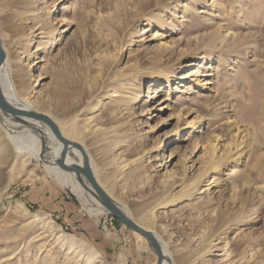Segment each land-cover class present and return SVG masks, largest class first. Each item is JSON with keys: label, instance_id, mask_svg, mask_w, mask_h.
Listing matches in <instances>:
<instances>
[{"label": "rangeland", "instance_id": "rangeland-1", "mask_svg": "<svg viewBox=\"0 0 264 264\" xmlns=\"http://www.w3.org/2000/svg\"><path fill=\"white\" fill-rule=\"evenodd\" d=\"M0 42L30 110L172 264H264V0H0ZM28 133L0 112V264H156L51 150L17 151Z\"/></svg>", "mask_w": 264, "mask_h": 264}, {"label": "bare ground", "instance_id": "bare-ground-1", "mask_svg": "<svg viewBox=\"0 0 264 264\" xmlns=\"http://www.w3.org/2000/svg\"><path fill=\"white\" fill-rule=\"evenodd\" d=\"M207 24L209 25L210 21ZM0 45H1V42H0ZM1 48H2V45H1ZM50 51H51V48L48 49L47 54ZM3 53H4V56H5V60H4L3 65L0 68V95L2 96L4 101L8 105L13 107V108H15L17 110H20V111H22L24 113H36V112H33V111L30 110L28 104L25 102L26 100L21 98L20 95L18 94L17 90H15L13 79L11 77V72H12V70H11V60L9 59V57L7 56V54L5 53L4 50H3ZM38 61H40V57H38L37 54H34L33 55V59H32V68L37 66V64H38L37 62ZM19 105H21L22 107H19ZM4 117H5L6 121H8V122L14 121L15 125H20L19 123H17L14 120V117L12 115H4ZM22 120H24V122H26V124H27L26 126L27 127L35 130L36 133L39 134V136L41 138V141L39 143L38 139L32 133L23 134V135H17V136H12V137L10 136V140L16 146L17 151L21 155H23V154L27 155L28 158L37 157L38 156V149H39L40 144H41L42 152L46 151V150H48V151L51 150L52 151V153L55 155V159H56V160L54 159V163L57 165V162L61 158L62 145L57 142V140L55 139L54 135L50 132L48 127L43 122H40L38 120H32V119H29L27 117L22 118ZM40 123L44 124L47 128H45L43 130H40V127H41ZM58 131L62 135V133H61L59 128H58ZM44 136H47L50 140L54 141L56 143V146L54 148H51V147H48V146L45 145V147H44L42 145V142H44V144H45V137ZM62 136L66 140H68L70 142H74L71 139L69 140L68 138H66L64 135H62ZM38 145H39V147H38ZM215 150H216V146H214V149L212 151L215 152ZM83 151H84V149H83ZM70 153H72L74 156H76L78 158V161L76 162V161L72 160V158L68 155L66 160H65L66 165L68 167L82 166V155L80 154V152L78 150H76V149H72L69 152V154ZM87 157H88V160H89L90 168L92 170V160L90 159V157L88 155H87ZM204 157H205V154H203L201 156V158H204ZM173 158H174V153L171 152L170 155H169V159L172 160ZM211 160H212V157L210 155L208 160H207V163H209ZM193 168H194L193 164H191L188 167V172H191L193 170ZM54 169L57 170V169H60V168L57 165V167H54ZM210 170L211 169H209L208 171L212 172ZM61 171H63V170H61ZM63 172H65V171H63ZM65 173H67V172H65ZM92 173H93V170H92ZM68 174H71V173H68ZM72 175L75 177V179L77 181L78 189L79 190H81V189L86 190L90 195H92L94 197V199L96 201H98L99 206L104 208L103 205H102V202L100 201V199L98 198L96 193L92 190V188L89 186L88 182L82 176H77L75 174H72ZM93 175H94V173H93ZM94 178H95V176H94ZM60 179L64 180L62 177H60ZM95 180H96V178H95ZM96 182H97V180H96ZM70 185H71V187L73 189V184H70ZM98 185L102 188V190L106 193V195L110 198V200H112L120 208V210L122 212H124V214H126L127 217L132 218L130 216V214L125 210V208L121 204H119L117 201H115V199H113L111 197V194L107 190H105L104 187L101 184L98 183ZM108 218H112L113 219L114 217L111 216V217H108ZM136 224L139 225L138 223H136ZM139 226L142 229L149 231V229H147L146 227H142L141 225H139ZM155 236L158 239V241L160 243V246L162 247V250H163V253H164V264H172L170 253L167 251L164 242L161 240V238L158 235L155 234Z\"/></svg>", "mask_w": 264, "mask_h": 264}, {"label": "water", "instance_id": "water-1", "mask_svg": "<svg viewBox=\"0 0 264 264\" xmlns=\"http://www.w3.org/2000/svg\"><path fill=\"white\" fill-rule=\"evenodd\" d=\"M4 60H5V56L0 45V68L4 63ZM0 112L4 115H12L14 117V120L20 125H27L26 122L22 120V118L25 117L32 120H38L40 122H43L48 127L50 132L54 135L57 142L62 145L61 158L57 162L58 167L67 173L75 174L77 176H82L88 182L92 190L96 193V195L102 202L104 209L112 217H114V219L120 222L124 227L143 237L156 254V264H164V253L155 234L153 232L142 229L139 225L135 223V221H133L130 217H127L126 214H124V212H122L120 208L112 200H110V198L106 195V193L96 182L89 165L88 157L79 144L66 140L59 133L56 124L47 116L38 113H24L20 110H17L11 107L10 105H8L4 101L1 95H0ZM42 145L45 147L44 142H42ZM72 149L78 150L82 155V166L68 167L66 165L65 160Z\"/></svg>", "mask_w": 264, "mask_h": 264}, {"label": "crops", "instance_id": "crops-1", "mask_svg": "<svg viewBox=\"0 0 264 264\" xmlns=\"http://www.w3.org/2000/svg\"><path fill=\"white\" fill-rule=\"evenodd\" d=\"M68 200H69V198H68ZM68 200L66 198H63V197L59 198V200L56 201L55 204H54V208H53L54 211L53 210L52 211L54 213L65 211L64 215H67V213H68L67 209L74 208L73 202H71V201L69 202ZM75 209H77V207L74 208V211H75ZM78 209H81V207L78 208ZM76 211H79V210H76ZM75 218H76V221H77V225H78V230L79 231L83 232L86 235L91 234L92 232H93V235L96 234V232L94 233V231H96L95 229L98 228L96 221H93L90 218L82 217V216H80L79 214H76V213H75ZM97 238L98 237L95 236L93 239L96 241V240H98ZM101 241H103V237L102 238L99 237V244H101L100 243Z\"/></svg>", "mask_w": 264, "mask_h": 264}, {"label": "built area", "instance_id": "built-area-1", "mask_svg": "<svg viewBox=\"0 0 264 264\" xmlns=\"http://www.w3.org/2000/svg\"><path fill=\"white\" fill-rule=\"evenodd\" d=\"M112 224H113V219L112 218H108L107 222H106V225L113 226Z\"/></svg>", "mask_w": 264, "mask_h": 264}]
</instances>
